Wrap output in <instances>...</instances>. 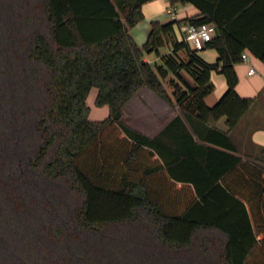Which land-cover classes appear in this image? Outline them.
I'll list each match as a JSON object with an SVG mask.
<instances>
[{
    "label": "trees",
    "instance_id": "obj_1",
    "mask_svg": "<svg viewBox=\"0 0 264 264\" xmlns=\"http://www.w3.org/2000/svg\"><path fill=\"white\" fill-rule=\"evenodd\" d=\"M145 1L0 0V264H264V163L231 137L254 99L234 64L264 62V0H168L198 12L150 20L139 44ZM181 21L214 23L215 60ZM211 70L226 87L208 104ZM142 86L179 108V144L123 121Z\"/></svg>",
    "mask_w": 264,
    "mask_h": 264
},
{
    "label": "crops",
    "instance_id": "obj_2",
    "mask_svg": "<svg viewBox=\"0 0 264 264\" xmlns=\"http://www.w3.org/2000/svg\"><path fill=\"white\" fill-rule=\"evenodd\" d=\"M141 8L144 17L129 27V33L139 44L146 39L150 20L166 21L171 18H183L198 12V8L191 2L170 4L168 0H147L142 3ZM185 24V21H181L174 25V31L178 38L184 36ZM162 48L160 49L161 51L167 50L166 45L162 46ZM197 52L207 61L215 60L217 55L213 47H204L201 50H197ZM144 58L148 60L146 53H144ZM157 58L159 59L158 56ZM250 65L254 66V70L248 73L247 69ZM234 67L238 76L235 85L238 93L245 96H253L254 99L250 107L231 130V137L237 146L239 155L249 159L257 158L258 161L264 163L263 159L258 157L260 155V147L264 146V62L250 54L248 59H241L234 64ZM210 78L214 86L204 97L208 104H212L226 87L225 78L221 72L211 70ZM177 113H179V108L176 105L167 102L153 89L142 86L124 104L122 119L130 127L149 136L160 135V138L165 142L169 143L172 141L179 144L183 139V126L179 122L171 123V119ZM223 119V116L218 119V126L224 127ZM233 213H235L234 207L231 208L228 220H232ZM241 220L244 219L241 218ZM258 220H264V214L262 217L259 216Z\"/></svg>",
    "mask_w": 264,
    "mask_h": 264
},
{
    "label": "built area",
    "instance_id": "obj_3",
    "mask_svg": "<svg viewBox=\"0 0 264 264\" xmlns=\"http://www.w3.org/2000/svg\"><path fill=\"white\" fill-rule=\"evenodd\" d=\"M214 23L204 21L198 24L187 22L185 24L184 38L194 48L200 49L204 47L205 41L208 40L214 33ZM250 56L249 52L245 49L241 52V59L246 60ZM254 70V66L250 65L247 72L250 73Z\"/></svg>",
    "mask_w": 264,
    "mask_h": 264
},
{
    "label": "rangeland",
    "instance_id": "obj_4",
    "mask_svg": "<svg viewBox=\"0 0 264 264\" xmlns=\"http://www.w3.org/2000/svg\"><path fill=\"white\" fill-rule=\"evenodd\" d=\"M160 49H163L162 46L160 47ZM201 50V49H198ZM146 55L148 56V60L150 62L153 61H159V59L157 58V55L154 51H149V52H145ZM96 92V86L92 85L89 88V91L87 93V103L89 105V116L90 117H102L104 115H106L108 113V108H107V104L103 103V104H95L94 102V94Z\"/></svg>",
    "mask_w": 264,
    "mask_h": 264
},
{
    "label": "water",
    "instance_id": "obj_5",
    "mask_svg": "<svg viewBox=\"0 0 264 264\" xmlns=\"http://www.w3.org/2000/svg\"><path fill=\"white\" fill-rule=\"evenodd\" d=\"M214 32H215V33H217V32H218V29H217V27H216V26L214 27Z\"/></svg>",
    "mask_w": 264,
    "mask_h": 264
}]
</instances>
